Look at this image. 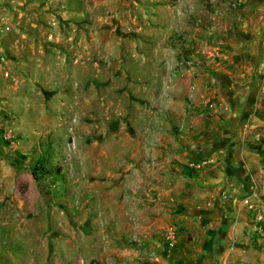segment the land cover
<instances>
[{
	"label": "rangeland",
	"instance_id": "374dc122",
	"mask_svg": "<svg viewBox=\"0 0 264 264\" xmlns=\"http://www.w3.org/2000/svg\"><path fill=\"white\" fill-rule=\"evenodd\" d=\"M161 41L181 57L173 79L202 67L264 88V0H0V264H148L150 237L126 230L144 79L125 63ZM259 181L225 264H264Z\"/></svg>",
	"mask_w": 264,
	"mask_h": 264
},
{
	"label": "crops",
	"instance_id": "0c3cea01",
	"mask_svg": "<svg viewBox=\"0 0 264 264\" xmlns=\"http://www.w3.org/2000/svg\"><path fill=\"white\" fill-rule=\"evenodd\" d=\"M176 52L161 41L151 59L137 56L125 63L134 77L144 79L138 130L127 136L138 165L122 171L138 175L134 190L122 184L128 219L134 217L136 226L126 230L150 237L143 244L149 242L148 264H225L231 242L243 236L240 229L249 218L243 202L257 198L247 185L264 174V88L252 77L244 82L246 73L225 81L219 72L213 80L202 67L173 79L181 63ZM203 100L218 104L204 113ZM195 163L201 164L200 173L188 168ZM259 183L264 188V181ZM169 232L176 248L162 251Z\"/></svg>",
	"mask_w": 264,
	"mask_h": 264
},
{
	"label": "built area",
	"instance_id": "2783aa9c",
	"mask_svg": "<svg viewBox=\"0 0 264 264\" xmlns=\"http://www.w3.org/2000/svg\"><path fill=\"white\" fill-rule=\"evenodd\" d=\"M205 106H208L209 108H213V104H210L208 102H205L204 103ZM189 169L191 170H200L202 168L201 164L200 163H195V164H192L188 167ZM256 214V212H255ZM262 227H261V225ZM264 224L262 223V217L259 216V213L256 214V224L252 225L250 228H249V232L252 233V234H263L264 233ZM166 242H167V245H168V251L172 250L176 244H177V240H176V236L173 232H169L168 235H167V238H166Z\"/></svg>",
	"mask_w": 264,
	"mask_h": 264
},
{
	"label": "trees",
	"instance_id": "16d2710c",
	"mask_svg": "<svg viewBox=\"0 0 264 264\" xmlns=\"http://www.w3.org/2000/svg\"><path fill=\"white\" fill-rule=\"evenodd\" d=\"M33 172H34V176H36V171H33ZM51 174H52V176L55 177V180H56V181H62L60 175H57L56 173H51ZM186 174H187L188 176H190V175H191V172L188 171V170L186 169Z\"/></svg>",
	"mask_w": 264,
	"mask_h": 264
}]
</instances>
